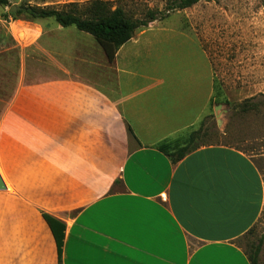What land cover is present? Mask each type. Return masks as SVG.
I'll list each match as a JSON object with an SVG mask.
<instances>
[{"label":"crops","instance_id":"crops-1","mask_svg":"<svg viewBox=\"0 0 264 264\" xmlns=\"http://www.w3.org/2000/svg\"><path fill=\"white\" fill-rule=\"evenodd\" d=\"M37 29L21 40L0 19V264H59L44 215L66 225L62 264H250L253 158L158 149L209 114L210 48L154 21L110 61L90 34Z\"/></svg>","mask_w":264,"mask_h":264},{"label":"rangeland","instance_id":"rangeland-1","mask_svg":"<svg viewBox=\"0 0 264 264\" xmlns=\"http://www.w3.org/2000/svg\"><path fill=\"white\" fill-rule=\"evenodd\" d=\"M91 1L95 0H9L7 6L0 4L2 28L16 30L21 40L27 34L36 35L40 27L81 34L53 19L34 22L22 15L15 20L11 10L23 6L62 9L74 3L81 7ZM103 1L112 10L123 8L133 19L144 20L149 11L157 12L160 25L186 31L210 48L215 91L209 114L194 128L204 130L196 145L237 148L253 158L264 178V0H200L185 10L169 12L175 0ZM251 229L238 244L246 252L260 245L259 262L264 264V209Z\"/></svg>","mask_w":264,"mask_h":264},{"label":"trees","instance_id":"trees-1","mask_svg":"<svg viewBox=\"0 0 264 264\" xmlns=\"http://www.w3.org/2000/svg\"><path fill=\"white\" fill-rule=\"evenodd\" d=\"M199 1L175 0L174 6L167 11L169 12L172 9L185 10ZM0 4L7 6L9 0H0ZM22 15H26L25 19H30L34 22L41 19H53L61 27H74L81 32L92 35L103 47L110 61L114 60L118 50L132 39L137 30L146 28L151 22L158 20L157 12L154 11H149L147 18L144 20L133 19L128 16L123 8L117 7L115 10H112L111 4L103 0L91 1L81 7L75 3L69 4L62 9L23 6L17 12L11 14L15 20L20 19ZM203 131L202 129L199 131L193 130L183 145L173 147L172 145L163 143L158 149L164 152L176 164L200 148L196 145V141ZM44 217L49 223L56 239L58 245V260L59 264H62V247L66 225L49 215H44ZM260 252V245L252 248L250 252L245 251L250 264H260Z\"/></svg>","mask_w":264,"mask_h":264},{"label":"water","instance_id":"water-1","mask_svg":"<svg viewBox=\"0 0 264 264\" xmlns=\"http://www.w3.org/2000/svg\"><path fill=\"white\" fill-rule=\"evenodd\" d=\"M19 8H12V10H11V12L12 13H15V11H17ZM217 109H220L221 108V106H217L216 107ZM6 189V186H5V184H4V181H3V179H2V177L0 176V190H5Z\"/></svg>","mask_w":264,"mask_h":264}]
</instances>
